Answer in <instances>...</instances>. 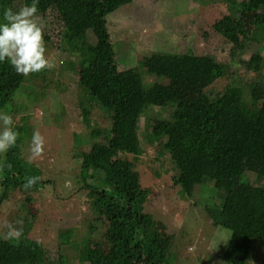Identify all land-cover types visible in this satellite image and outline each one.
<instances>
[{"label": "trees", "instance_id": "1", "mask_svg": "<svg viewBox=\"0 0 264 264\" xmlns=\"http://www.w3.org/2000/svg\"><path fill=\"white\" fill-rule=\"evenodd\" d=\"M14 1L0 0V38L10 32ZM22 1L32 5L37 14H45L50 8L55 10L65 23L61 50L69 56H77L76 63L81 67L76 82L79 98L76 107L82 123L91 125L89 107L97 108L109 119L108 128H100L96 131L99 136L90 137L89 150L75 151L73 163L79 166L80 174L74 178L66 176L76 181L74 192L84 194L86 202L90 203L95 217L88 227L97 228L101 237V241L92 245L87 243L84 248L83 243H80L81 247L74 245L78 264H136L139 254L133 243L146 194L141 190L134 165L122 162L119 156L142 153L137 128L143 116L153 121L151 133L141 141L152 144L156 139L159 155H167L173 168L190 171L191 183L197 177L200 179L191 185L189 195L182 194L188 197L194 192L199 198L206 192H213L204 186V182L216 183L221 191L217 206H206L204 210L203 200L200 202L201 214L205 211L214 227L228 232L227 238L220 240L226 241L219 256L221 262L264 264V185L252 187L246 181L248 172L264 180V89L255 84L230 83L227 63L191 53L183 56L153 54L137 67L119 69L106 31V16L131 0ZM223 1L227 2L231 12L215 22L213 29L237 49L243 44L238 32L241 13L252 11L254 29L249 42L255 46L264 43V0ZM87 32L95 36L94 44L86 42ZM36 39L32 35L28 41L43 54L45 46L37 45ZM259 49V46L252 49L255 54L248 63L240 59L237 64L250 70V65L256 62L259 69ZM13 62L8 55L0 57L2 117H7L5 110L10 108L6 100L18 95L22 88L29 98L31 94L35 99H43L45 90L37 91L31 82L37 76L44 80L49 75L43 65L39 69L33 67L25 75ZM65 66L62 63L61 68ZM221 79L229 83L219 90L216 82ZM176 92H179L178 98ZM181 95L188 96L190 102L182 105ZM61 113L59 116L52 114L53 122L55 118L60 120ZM26 129L24 124L16 125L7 133L9 139L0 178V200L5 199L9 190L17 189L22 195L15 203L20 212L25 210L21 209L23 201L30 204L32 198L38 200L42 196L31 190L37 192L45 185L39 179L40 171L21 155L20 144L22 135L27 136ZM174 179L173 182H178L177 176ZM49 181L53 188L54 180ZM70 185L67 184L66 192L72 190ZM29 193L32 194L29 196ZM31 214L23 212L15 226L19 236L8 240L10 244L0 236V264H47L53 256L59 264H71L73 260L64 256L68 245L53 251L29 237L37 209ZM67 239L64 236L56 240L62 244ZM206 256L204 254L205 262ZM173 259L174 256L169 254L164 264H172Z\"/></svg>", "mask_w": 264, "mask_h": 264}, {"label": "rangeland", "instance_id": "2", "mask_svg": "<svg viewBox=\"0 0 264 264\" xmlns=\"http://www.w3.org/2000/svg\"><path fill=\"white\" fill-rule=\"evenodd\" d=\"M28 4L22 0L13 2L10 32L0 38V57L5 54L13 58V63L25 75L35 66L39 69L40 65L46 67L49 75L44 80L41 76L31 80L37 91L40 88L45 90L43 99H35L31 94L29 98L22 88L17 91L18 95L6 100V105L10 107L4 113L7 117L0 116V178L3 155L7 150L5 145L9 139L7 133L12 127L24 124L27 136L22 135L21 155L40 171L39 179L45 184L35 189L37 192L31 190L36 195L39 192L42 195L40 199L32 198L30 204L21 203V209H25L27 215H32L31 211L35 209L38 211L28 235L53 251L68 245L64 256L73 260L71 264H78V252L74 254V245L81 247L80 243H83L84 248L87 243L92 245L101 241V237L97 228L88 227L95 217L90 203L86 202L84 194L80 196L77 191L74 192L77 183L66 176L74 178L80 174L79 166L73 163L75 151L89 150L90 137L99 136L96 133L98 129L108 128L109 119L97 108L89 107L91 125L82 123L76 107L79 99L76 82L81 67L76 63L77 56H69L61 50L65 23L55 10L50 8L45 14H37L34 7ZM229 12L227 2L223 0H131L106 16V31L119 69L137 67L144 58L153 54L183 56L191 53L227 63L230 83L243 86L255 84L264 89V43L256 45L260 47L257 53L259 69L256 62L250 65V70L237 64L240 59L248 63L255 54L252 49L256 46L249 42L254 29V13L242 11L238 32L243 44L236 49L213 29V24ZM32 35L37 38V45L45 46L43 54L29 43V36ZM85 40L90 44L96 42L90 32L86 33ZM247 48L251 50L247 51ZM62 63L66 65L64 68H61ZM229 82L221 79L216 85L220 90ZM181 97L182 105L190 102L188 96ZM60 113V120L55 118L53 122L52 114L59 116ZM152 121L143 116L138 122L137 136L142 143V153L119 156L122 162L134 165L141 190L146 194L137 224L138 232L134 236V248L139 254L135 263L164 264L171 254L174 256L172 264H223L219 256L226 241L220 240L226 239L228 232L214 227L205 211L201 214L202 206L204 210L206 206H217L222 193L216 183L204 182V186L214 191L206 192L199 198L194 192L188 197L182 194L189 195L191 185L197 184L200 179L197 177L191 183L190 171L173 168L167 155H159L160 147L156 139L152 144L141 141L142 137L151 133ZM175 176L176 183L173 182ZM49 180H54L53 188ZM246 181L252 187L264 185L263 179L250 172L246 174ZM69 183L72 190L66 192ZM71 193L73 195L69 197ZM53 196L62 200H55ZM21 197L17 189H11L5 199L0 200L2 240L19 236L15 226L24 211L20 212L15 205ZM64 236L68 241L59 244L56 239ZM7 243L10 244L9 241ZM204 254L208 255L206 262ZM46 263L59 264L55 256ZM249 264L258 263L250 261Z\"/></svg>", "mask_w": 264, "mask_h": 264}]
</instances>
